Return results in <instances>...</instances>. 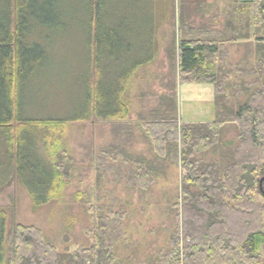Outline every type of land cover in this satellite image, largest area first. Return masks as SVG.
Returning <instances> with one entry per match:
<instances>
[{
	"label": "trees",
	"instance_id": "1",
	"mask_svg": "<svg viewBox=\"0 0 264 264\" xmlns=\"http://www.w3.org/2000/svg\"><path fill=\"white\" fill-rule=\"evenodd\" d=\"M107 1L81 0L90 64L84 112L47 117L22 113L24 87L47 63L45 37L51 29L66 25L64 12L57 0L1 2L0 150L29 189L36 207L62 194L66 186L63 171L67 170L62 161H50L39 143L59 155V138L70 121L91 116L126 119L129 106L122 96L129 79L139 66L154 59L155 16L149 28L120 35L105 25ZM252 27L255 63L247 57L243 62H229L230 45L250 38ZM125 37L126 45L121 40ZM134 39L143 41L145 48L137 50ZM173 45L170 59L177 60L181 84H213L217 119L181 122L173 95L163 97L162 105L168 104L164 115L157 112L147 124L160 155L175 154L180 160L183 188L181 222L169 250L151 264H264V180L263 189L260 185L264 177V0L234 6L224 30L203 29L197 38H183ZM118 51H123L121 64L116 62ZM112 59L116 68L122 65L123 69L108 76L105 64ZM231 127L236 128L237 140L222 141V131ZM201 147L210 149V159L199 155ZM146 167H140L132 178L145 187L152 173L150 163ZM122 217L112 210L101 215L90 247L62 252L34 225L9 226L8 211L0 208V264H115Z\"/></svg>",
	"mask_w": 264,
	"mask_h": 264
},
{
	"label": "rangeland",
	"instance_id": "2",
	"mask_svg": "<svg viewBox=\"0 0 264 264\" xmlns=\"http://www.w3.org/2000/svg\"><path fill=\"white\" fill-rule=\"evenodd\" d=\"M251 1L108 0L105 25L120 35L127 36L128 30L138 32L149 28L155 16L154 59L139 66L129 79L122 96L129 106L126 119L91 116L70 121L67 131L59 138V155L51 154L39 143L50 161H62L67 167L63 171L66 186L58 198L36 207L29 189L19 181L0 150V208L8 211L9 226L34 225L60 251L73 252L91 246L93 231L102 220L100 216L112 210L124 215L120 223L123 233L115 244L118 257L115 264H151L159 254L163 256L181 222L182 164L175 154L160 155L147 124L168 108L167 102L162 105L163 97L173 95L177 98L176 115L181 122L217 119L213 84H181L177 60L170 59L173 44L177 46L183 38H197L203 29L224 30L233 7ZM56 3L64 12L66 25L51 29L45 37L49 58L42 70L25 84L22 112L25 116H69L84 112L90 64L82 2L57 0ZM251 33L250 38L230 45L229 62H243L247 57L255 63L254 27ZM127 39H121L125 45ZM133 41L137 50L146 46L138 39ZM143 53L146 51L131 60ZM122 54L123 51L115 54L119 56L118 64L122 63ZM116 62L113 59L106 62L108 76L122 71L123 66L116 68ZM236 133L235 127L225 128L222 141H236ZM199 155L210 159V149L201 147ZM147 163L152 166V173L151 183L145 187L138 178L136 182L132 178Z\"/></svg>",
	"mask_w": 264,
	"mask_h": 264
},
{
	"label": "water",
	"instance_id": "3",
	"mask_svg": "<svg viewBox=\"0 0 264 264\" xmlns=\"http://www.w3.org/2000/svg\"><path fill=\"white\" fill-rule=\"evenodd\" d=\"M263 180H264V177L261 179V182H260V185H261V188H262V189H263V185H262Z\"/></svg>",
	"mask_w": 264,
	"mask_h": 264
},
{
	"label": "crops",
	"instance_id": "4",
	"mask_svg": "<svg viewBox=\"0 0 264 264\" xmlns=\"http://www.w3.org/2000/svg\"><path fill=\"white\" fill-rule=\"evenodd\" d=\"M214 29V27H212Z\"/></svg>",
	"mask_w": 264,
	"mask_h": 264
}]
</instances>
